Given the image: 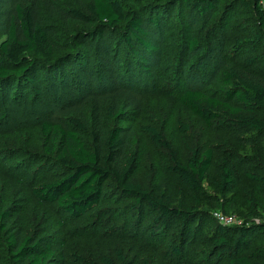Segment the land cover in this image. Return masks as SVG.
<instances>
[{"label": "trees", "instance_id": "obj_1", "mask_svg": "<svg viewBox=\"0 0 264 264\" xmlns=\"http://www.w3.org/2000/svg\"><path fill=\"white\" fill-rule=\"evenodd\" d=\"M180 1L207 21L212 17V10L216 11L222 3V0ZM241 2L247 4V0H229L223 6L224 14ZM130 4V0H89L54 11L59 20L92 28L89 37H98L96 48L101 52L94 63L102 66L100 78L111 83L116 95L107 105L103 100H95L91 130L89 123L77 115L70 117L67 128L48 120L43 122L44 153L65 168L67 174L57 180L40 182L33 187V193L41 202L56 203L61 212L81 217L98 205L105 186L111 185L117 192L133 198L125 204L130 213L148 220L154 233H165L170 238L168 249L173 260L165 264H264V243H255L264 237V173L247 174L251 184L244 198L236 200L241 175L235 156L241 162L261 161L264 167V77L252 67L255 58L220 69L214 78L220 85L215 88L211 84L205 88L193 86L179 93V102L206 124L216 122L221 127L239 130L241 146L224 155L217 164L212 150L202 151L193 146L189 159L182 162L165 135L147 126L155 143L170 153V169L179 188L175 193L145 188L133 180L134 160L126 158L127 130L109 125L105 115L106 110L109 114L117 110L115 116L118 117L141 108L137 94L128 89L135 74L131 78L124 62L120 70L117 64L120 47L113 54L111 48L105 49L106 35L114 37L124 47L137 74H155L149 55H154L159 47L152 34L155 30L162 31L165 20L161 15L151 17L146 11L150 5L136 9ZM254 11L259 18L260 32L238 37L235 48L264 46L261 0H254ZM223 19L224 16L212 22V30H216ZM85 36L82 31L75 35L76 47ZM198 42L196 37H190L191 48ZM88 62L91 57L85 54V60L76 64L86 68ZM69 63L75 62L69 56L57 55L52 30L36 4H16L9 19L7 37L0 44V104L29 89L30 99L31 88L43 80L45 72L61 80L65 76L61 68ZM92 94L96 93L92 91ZM88 134L90 143L84 140ZM214 165L216 170L212 173ZM228 202L232 205L230 214L238 215L240 224H225L215 217ZM21 211L16 202L8 207L0 206V234L6 245L3 250H7L13 262L57 264L64 261V241L55 245L48 236L25 234L12 223ZM196 238L205 246V254L199 260L190 261L184 258L185 248ZM119 259L121 264H133L122 255ZM102 261L115 264L110 257H103ZM142 264L152 263L146 259Z\"/></svg>", "mask_w": 264, "mask_h": 264}, {"label": "rangeland", "instance_id": "obj_2", "mask_svg": "<svg viewBox=\"0 0 264 264\" xmlns=\"http://www.w3.org/2000/svg\"><path fill=\"white\" fill-rule=\"evenodd\" d=\"M88 1L0 0V44L7 37L9 19L16 4H36L52 30L57 55L69 56L75 62L61 68L65 74L61 80L45 72L43 80L31 88L30 99L29 89L0 104V206L8 207L13 202L21 206V213L12 219V223L25 234L48 236L55 245L65 242L64 261L57 264H103V257L121 264L120 255L133 264H142L146 259L152 264H165L173 260L168 249L170 238L165 233H154L148 220L130 213L125 204L133 198L117 192L113 186L106 185L98 205L81 217L61 212L56 203L41 202L32 190L40 182L57 180L67 174L65 168L44 153L43 122L48 120L67 128L70 117L77 115L89 123L91 130L95 100H103L107 105L116 95L111 83L100 78L102 66L94 63L101 52L96 48L98 37H89L92 28L59 20L54 13L57 9ZM156 1L130 0V6L136 9L150 5L146 9L148 14L151 17L161 15L165 20L162 31L155 30L152 34L159 47L154 55H149L154 76L137 74L131 57L120 42L112 36L104 37L105 49L111 48L112 54L120 47L117 64L121 70V64L126 63L131 78L135 74L128 89L141 101L137 111H127L116 117L117 110L113 114L106 110L105 115L109 125L127 130L126 158L134 160L133 180L145 188L175 193L179 184L170 169V153L155 143L146 127L153 126L162 132L182 162L189 159L193 146L202 151L212 150L216 164L224 155L235 152L241 146V132L232 127H221L216 122L206 124L179 102V93L193 86L205 88L211 84V87H217L220 84L214 78L220 69L239 61L246 63L250 57L255 58L252 65L255 72L264 77V46L235 48L238 37L260 32L254 0L239 3L227 14H224L223 6L229 0H222L219 8L212 10L209 21L185 7L180 0L175 3L166 0L160 4ZM222 16L224 19L218 28L212 30L211 23ZM81 31L86 36L76 47L74 37ZM190 37L199 41L194 48L190 47ZM85 54L91 57V62L86 68H79L76 62L84 61ZM84 140L91 142L89 134ZM235 160L241 175L236 197L239 201L251 184L247 174L264 173V167L261 161L241 162L236 156ZM215 170L214 165L211 172ZM230 210L232 205L228 202L222 213L233 215ZM234 216L241 220L238 215ZM2 238L0 234V264H16L7 250H3L6 245ZM255 243H264V237ZM205 249L196 238L187 243L184 258L199 260Z\"/></svg>", "mask_w": 264, "mask_h": 264}, {"label": "built area", "instance_id": "obj_3", "mask_svg": "<svg viewBox=\"0 0 264 264\" xmlns=\"http://www.w3.org/2000/svg\"><path fill=\"white\" fill-rule=\"evenodd\" d=\"M261 4H264V0H261ZM215 217L225 224H240V220H237L234 215H226L222 212H216Z\"/></svg>", "mask_w": 264, "mask_h": 264}]
</instances>
